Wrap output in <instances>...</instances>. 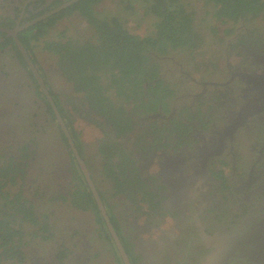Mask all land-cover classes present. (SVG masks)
<instances>
[{
    "label": "flooded vegetation",
    "instance_id": "af4514ba",
    "mask_svg": "<svg viewBox=\"0 0 264 264\" xmlns=\"http://www.w3.org/2000/svg\"><path fill=\"white\" fill-rule=\"evenodd\" d=\"M21 1L0 0V16L8 19H0V44H6L0 49V167L18 168L13 183L12 174L1 171L0 185L22 191L36 222L11 225L21 231L9 243L19 252L11 263L259 264L261 247L254 241L264 223V27L253 32L251 21L244 22L245 36L226 44L224 68L209 61L203 66L212 73L204 82L190 77L201 87L188 106H164L147 93L141 100L158 99L156 108L127 103L113 120L79 85L90 60L69 54L53 60L25 37L30 33L34 42V25L47 19L43 8L50 0ZM55 1L59 7L70 0ZM26 8L35 13L31 19H24ZM256 18L264 19V8ZM52 110L70 121L62 126ZM52 119L53 133L46 125ZM81 121L94 131L89 138L84 129L78 132L82 145L69 130V122ZM101 159L111 161L108 169L99 167ZM26 191L32 195L27 200ZM74 192H90L94 204L76 201Z\"/></svg>",
    "mask_w": 264,
    "mask_h": 264
},
{
    "label": "trees",
    "instance_id": "16d2710c",
    "mask_svg": "<svg viewBox=\"0 0 264 264\" xmlns=\"http://www.w3.org/2000/svg\"><path fill=\"white\" fill-rule=\"evenodd\" d=\"M111 1L116 4L114 8L103 6L106 2L104 0H78L47 17L45 21L34 25L38 29L34 39L41 37L45 29L52 27L62 14L71 13L73 10L83 14L92 29L87 40L80 42L76 38L67 36L65 30L59 35L67 38V41L61 38L62 41L54 40L55 37L49 38L50 41H47L45 48L54 50L60 57L69 54L77 60H90L91 65L85 66L86 69L81 71L78 78L79 85L87 90L84 94L89 95L94 106L100 108L105 114L111 113L113 120L117 119L113 116L114 113L125 111L127 103L146 109L156 108L160 100L163 101L164 106L167 104L166 101L174 94V91L168 84L163 83L164 79L159 74L161 68L159 61L172 52L189 51L190 54L203 45L205 33L199 31L196 24H204V17L209 13V9L205 11L203 9L208 5L212 4L215 8H213V16L216 19H220L222 23H230L224 31L225 35L231 34L238 22L252 21L264 8L262 0H202L201 6L196 8H188V5L197 0L190 2L185 0ZM25 10L29 15L24 19H31L35 13L27 8ZM198 10L202 11L199 19L195 17ZM129 17L135 20L149 17L150 26L147 32L142 34L130 32L126 27ZM32 28L33 26L30 27ZM210 30L215 33L216 28L211 27ZM203 60L206 59L202 57L201 62H204ZM108 65L114 67L115 71L106 69ZM99 73H103L108 79L105 86L100 84ZM148 81L151 83L145 87L144 83ZM87 84L91 88H88ZM110 89L113 90V95L104 94ZM147 93L157 96L159 101L153 99L152 104L145 103L143 99L141 100V95ZM74 134L78 135V133ZM110 162L106 160V169ZM13 169L0 167V172L12 174L11 183L15 181L17 173L13 172ZM21 171L24 173L23 170ZM3 173H1L2 176H5ZM4 186L0 185V194L7 198L0 206V248H2L0 263L2 259H14L19 254L16 246L9 247V243L14 242V235L21 233L20 230L11 226V222L14 223L17 220L36 222L34 219L36 216L30 212L23 200L22 191L19 190L13 194L14 198L9 199L10 193L2 191ZM73 198L76 201L83 200L94 204L90 192H81L79 195L74 192ZM10 209L14 211L9 213Z\"/></svg>",
    "mask_w": 264,
    "mask_h": 264
},
{
    "label": "rangeland",
    "instance_id": "374dc122",
    "mask_svg": "<svg viewBox=\"0 0 264 264\" xmlns=\"http://www.w3.org/2000/svg\"><path fill=\"white\" fill-rule=\"evenodd\" d=\"M61 1H65V0H61ZM104 1H106V2L103 4V6H106L109 8H114L116 6V4H113V2L111 0L110 1L104 0ZM185 1L190 2L191 0H185ZM23 2H26V1L22 0L21 3H23ZM59 2L60 1L50 0V3L48 4V6L55 7L56 4ZM201 4H202V0H197L193 3H190L188 5V8H193V7L196 8V6H201ZM213 8L214 7L212 4H210L206 8H204L203 11H205L206 9H209V13L207 14L206 17H204V19H205L204 24H202V25L196 24V27L198 29H200L199 31L205 33V39H204L205 42L203 43V45L199 49H195L190 54L188 53L189 51L172 52V53L168 54V56L162 57L161 60L159 61L160 65H161L159 74L164 79L163 83L168 84L174 91V94L167 101V104L169 106L174 105L177 109H180V107L183 105L188 106L191 102V95L193 93L197 92L201 87V84L195 83L193 80H191L190 77L194 78L197 82H200V83L204 82L205 78L209 74L212 73L211 69L205 70L204 66H203L206 63H208L209 61H217L216 63L219 64V68L220 69L224 68V63H225L224 49L226 47V44L228 42L235 43V41L238 40L239 36H245L244 34L246 33V27H245L246 24L243 25L242 21L238 22L235 25L236 29L234 30L233 33H231L229 35H225L224 31H225L226 27H228L230 25V23H222L220 19H216L213 16V10L215 9V8L214 9ZM0 14H1V12H0ZM201 16H202V11L198 10L195 17L199 19ZM0 19H4V18H2L0 16ZM4 20H8V19H4ZM0 21H3V20H0ZM5 22L10 23L8 21H5ZM248 25H249V28H251L252 31L254 30L253 32H255L258 29L264 27V19L256 18V19H254V21H251ZM149 26H150L149 17H146V18L141 19V20L140 19H137V20L131 19L129 17L127 25H126L127 29L130 32L136 33V34H142L144 32H147V30L149 29ZM211 27L216 28L215 33L210 30ZM67 29H68V31H67ZM34 31H36V29H34ZM63 31H65V34H67V36H71L73 38H76L80 42H82L83 40H87V37L90 35L92 29L89 25V22L84 19L83 14L79 13L78 11H74V13H72L70 15L62 16L59 19H57L56 23L52 27L48 28V30L46 31L47 32L46 35L41 37V39H49V38L55 37L54 40H59L61 38L63 41H67V38H63V37H61V35H59V33L60 32L62 33ZM29 35H30V33L26 34L25 37L28 38ZM5 46H6V44L0 45V49H2ZM46 51H47V55L53 60H57V58L59 57V55L57 53H55L54 51H50V50H46ZM202 57H204L206 59V60H203L204 62H201ZM207 59H209V60H207ZM230 59H237V58H236L235 54L232 53V57ZM230 61H234V60H230ZM32 75H33V73H32ZM219 75H221V74H218V76ZM99 78L101 80L100 84L102 86H105L106 82L108 81L106 75H104L103 73H99ZM104 94L113 95V90L110 89L107 91V93L105 92ZM52 112H53V115L55 116L56 115L55 112L53 110H52ZM70 112H72V111L71 110L68 111V109H67V112H65V113L68 114ZM84 115H86V114H84ZM42 116L45 119H47L48 113L42 112ZM82 117H84V116H82ZM63 121L65 123V122H68L70 120L67 119L66 121L65 120H63ZM69 123H70V126H69L70 131L73 130L74 132L78 133V132H80V130L84 129L85 138L86 137L89 138L94 132L91 128H89V127H87V125H85V123H87V122L81 121V122H78L76 124H73L72 122H69ZM46 125H47V130H49L50 132L53 133V131L54 132L57 131V128H56V125H55L53 119L49 122V124H46ZM73 137H74L75 142H80L82 145V142L84 139H81V136L79 133H78V135H75ZM105 162H106L105 160L101 159V161L98 163L99 167L105 166ZM95 164L96 163H93V166H96ZM97 171H98V169H97ZM34 176L35 175H31V178H35ZM100 177H101V175H100ZM36 179H38V178H36ZM78 183H79V180H76L75 184H78ZM27 186L28 185H25L22 187L27 188ZM15 190L16 189L14 188V186L10 185V184H7L2 189L3 192L10 193V195L8 197L9 199L14 198L13 194H15L17 192ZM27 190H28V188H27ZM25 196H26L25 199L32 197L31 193H29L27 191L25 193ZM6 199L7 198L4 197V198H2V200H0V206L6 201ZM117 205H119V204H117ZM66 210L68 213H71V211H72L71 205H67ZM13 211H14L13 209H10L9 213H12ZM58 213H59V211L56 212L57 216H58ZM11 223H12V226L17 225L16 222H14V223L11 222ZM11 223H10V225H11ZM27 225H29V224L23 223L19 226H21V228H23L25 230V229L29 228ZM0 264H13V263H11L10 260H2Z\"/></svg>",
    "mask_w": 264,
    "mask_h": 264
},
{
    "label": "water",
    "instance_id": "95a60500",
    "mask_svg": "<svg viewBox=\"0 0 264 264\" xmlns=\"http://www.w3.org/2000/svg\"><path fill=\"white\" fill-rule=\"evenodd\" d=\"M75 1L76 0H70V1H68L66 3L61 4L59 7H56L54 9L48 11L47 13H45V16H50L51 14H53L55 12H58L60 9L66 7L68 5H70L72 2H75ZM55 113L57 115V118H58L59 122L62 125V121H61L58 113L56 112V110H55ZM75 154L77 155V152L76 151H75ZM77 158H78V161H79L81 170H82L84 176L86 177V179L88 180V183H89V185H90V187L92 189V192H93V194H94V196H95V198L97 200L98 207L101 210V212L104 215V217L107 218L106 217V213H105V211L103 209V206L101 204V201L97 197L96 191H95V189H94V187H93V185H92V183H91V181L89 179V174H88L87 170L85 169L84 163L82 162V160L78 156H77ZM256 228H257V226H254V229H256ZM262 228H264V223L263 222H261V224H260V229H261V231L259 232L260 234L257 233L258 234V239H256V241H254V245H255V242L256 243L258 242L257 244L258 245L260 244V247H261L260 249H258V251H260V253H258L259 264H264V230Z\"/></svg>",
    "mask_w": 264,
    "mask_h": 264
},
{
    "label": "clouds",
    "instance_id": "9594fccd",
    "mask_svg": "<svg viewBox=\"0 0 264 264\" xmlns=\"http://www.w3.org/2000/svg\"><path fill=\"white\" fill-rule=\"evenodd\" d=\"M29 4V2L25 5V6H27ZM57 6H55V7H50V8H46V10L47 9H49L48 11H50V10H52V9H54V8H56ZM65 8V7H64ZM63 9V8H62ZM61 10V9H60ZM59 10V11H60ZM48 11H46L45 13H47ZM58 11V12H59ZM58 12H55V13H53V14H56V13H58ZM53 14H51V15H53ZM82 14V13H81ZM50 15V16H51ZM48 17V16H47ZM24 27H21V26H19L17 29L18 30H22ZM48 28H50V27H48ZM28 34V33H27ZM44 35H42L41 37H43ZM30 35H29V37L27 38L28 39V41L30 42V44L34 47V48H38V47H41V45L44 47V49H46L47 50V48H45V42H46V40L45 39H41V37H39L38 39H34V42H32L31 40H30ZM47 40H49V39H47ZM4 44V43H3ZM18 46H21L20 45V42H19V39H18ZM0 45H2V44H0ZM50 51H54V50H50ZM59 55V54H58ZM61 119V118H60ZM61 121H62V124H63V120L61 119ZM63 126V125H62ZM80 145H81V143L80 142H78Z\"/></svg>",
    "mask_w": 264,
    "mask_h": 264
}]
</instances>
